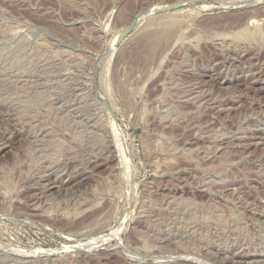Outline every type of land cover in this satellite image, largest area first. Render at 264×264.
<instances>
[{
  "label": "rangeland",
  "instance_id": "1",
  "mask_svg": "<svg viewBox=\"0 0 264 264\" xmlns=\"http://www.w3.org/2000/svg\"><path fill=\"white\" fill-rule=\"evenodd\" d=\"M236 1L0 0V264H264V0Z\"/></svg>",
  "mask_w": 264,
  "mask_h": 264
},
{
  "label": "bare ground",
  "instance_id": "2",
  "mask_svg": "<svg viewBox=\"0 0 264 264\" xmlns=\"http://www.w3.org/2000/svg\"><path fill=\"white\" fill-rule=\"evenodd\" d=\"M262 2V1H261ZM243 3V2H242ZM241 4V1H236V0H221V3H220V5H222V8L225 10V11H223V12H226L227 10H229V8H232V6H236V5H240ZM171 5V4H170ZM217 5V4H216ZM166 7L167 6H169L168 4H166L165 5ZM163 7V6H162ZM205 8V7H204ZM218 8H219V6H218ZM155 9V8H154ZM157 9V8H156ZM206 9V8H205ZM262 9V8H261ZM151 10H153V9H151ZM220 10V9H219ZM231 11V10H230ZM234 11V10H233ZM228 12V11H227ZM251 12H254V11H251ZM246 13L248 14H251L250 12H246L245 11V14H244V16L246 15ZM136 14V13H135ZM225 14V13H224ZM137 15V14H136ZM226 15V14H225ZM237 16H238V14H236ZM240 15V14H239ZM256 15V14H255ZM253 16V15H250L249 17H248V19L244 22V20L242 21V22H240L241 24L243 23L244 24V26H243V29L246 31V29L249 27V22H251V20H253V18H256V16L257 15H259V14H257L256 16ZM261 15H262V13H261ZM141 16V15H140ZM241 16V15H240ZM260 16V15H259ZM243 17V16H242ZM261 18H262V16H260ZM238 18V17H237ZM246 18V17H245ZM139 19H140V17H139ZM235 19V18H234ZM226 20H228V19H226ZM225 20V21H226ZM233 20V19H232ZM231 20V21H232ZM238 20V22H236V20L234 21L235 23H239V21H240V18H238L237 19ZM262 20H263V18H262ZM221 21V20H220ZM223 21V20H222ZM230 21V20H229ZM232 21V22H233ZM228 22V21H227ZM227 22H226V24H227ZM234 22H233V24H234ZM218 23H220L221 24V22H218ZM230 24H231V22H230ZM232 24V25H233ZM242 24V25H243ZM255 24V23H254ZM216 25V24H215ZM218 25V24H217ZM229 25V24H228ZM235 25H237V24H235ZM259 25V24H258ZM258 25H257V27H258ZM221 26H222V24H221ZM225 25L223 24V27H224ZM238 27L240 26L239 24L237 25ZM219 27H220V25H219ZM222 27V28H223ZM225 27H227V26H225ZM224 27V28H225ZM230 28V27H229ZM232 28H234V27H232ZM232 28L230 29V30H232ZM237 28V27H236ZM257 29H259V27L257 28ZM264 29V28H263ZM226 31H227V29H225ZM229 30V29H228ZM260 30H262V29H260ZM221 31V30H220ZM219 32V31H218ZM225 32V31H224ZM247 32V31H246ZM260 32V31H259ZM264 32V31H263ZM237 33L238 32H236L235 34L237 35ZM247 34H249V33H247ZM254 34V33H253ZM252 34V35H253ZM120 35V34H119ZM119 35H118V37H116L115 39H113L112 40V44H115L116 43V41L118 40V38H119ZM222 35V34H221ZM224 35V34H223ZM226 35H228V38H229V36L231 35V34H226ZM214 36V35H213ZM238 36V35H237ZM240 36V35H239ZM251 36V35H250ZM262 36V35H261ZM224 37V36H223ZM231 37V36H230ZM234 37V36H233ZM232 38V37H231ZM254 38H256V37H254ZM234 39V38H233ZM239 39H241V36H240V38H238L237 40L239 41ZM241 41V40H240ZM262 41V40H261ZM222 42V41H221ZM237 42V41H236ZM246 42V41H245ZM243 43H244V41H243ZM242 43V44H243ZM249 43V42H248ZM230 44V43H229ZM237 44H238V42H237ZM239 45V44H238ZM258 45V44H257ZM220 46V45H219ZM221 47H223L222 46V44H221ZM245 47H247V46H245ZM259 47V46H258ZM226 48V47H225ZM257 48V47H256ZM228 49V48H227ZM230 49V48H229ZM255 49V48H254ZM226 51V50H225ZM247 51V50H246ZM257 51V50H256ZM229 52V51H228ZM237 52V51H236ZM242 54V53H241ZM233 56V55H232ZM251 56V55H250ZM228 57V56H227ZM233 58V57H232ZM235 58V57H234ZM236 60V59H235ZM240 61V60H239ZM245 65V64H244ZM248 66V65H247ZM231 69V68H230ZM254 69V68H253ZM241 70V69H240ZM231 72V71H230ZM253 73V72H252ZM207 74V73H206ZM233 75V74H232ZM229 77V76H228ZM215 78V77H214ZM251 80V79H250ZM218 81V80H217ZM228 88V87H227ZM251 88V87H250ZM206 91V90H205ZM201 92V91H200ZM242 93V92H241ZM236 94V93H235ZM249 94V93H248ZM203 95V94H202ZM242 95V94H241ZM230 96V95H229ZM234 96V95H233ZM238 96V95H237ZM217 97V96H216ZM195 98V97H194ZM259 98V97H258ZM196 99V98H195ZM205 99V98H204ZM216 99V98H215ZM243 99V98H242ZM218 100V99H217ZM259 100V99H258ZM200 102V101H199ZM226 107V106H225ZM230 107H231V105H230ZM234 107V106H233ZM213 109V108H212ZM223 109V108H222ZM227 110V109H226ZM110 127H111V131H110V129H109V131H110V136H111V138H112V140H114V142H115V145H116V152H117V154H118V157L120 158V162L121 163H123L122 165H124L125 163H126V155H125V147H123V143H122V141H121V131H120V129L118 128V126H117V124H116V122H114V123H112L111 125H110ZM251 133H252V131H251ZM251 136V135H250ZM245 137V136H244ZM234 139V138H233ZM245 140V139H244ZM247 141V140H246ZM112 142V141H111ZM3 144V143H2ZM245 146V145H244ZM114 148V147H113ZM114 148V149H115ZM116 156V155H115ZM120 164V163H119ZM118 167V166H117ZM128 167V166H127ZM114 169V168H113ZM185 169V168H184ZM125 170V169H124ZM127 172V171H126ZM178 172V171H177ZM124 173V172H123ZM180 181V180H179ZM182 185V184H181ZM152 188V187H151ZM175 188V187H174ZM180 188H181V186H180ZM237 190V189H236ZM233 191V190H232ZM37 194V193H36ZM168 195V194H167ZM88 204V203H87ZM246 204V203H245ZM86 205V204H85ZM119 228V227H118ZM117 229L115 230V231H112V232H110V233H105V234H99V235H96V236H93V237H90V238H87V240L86 241H84L83 243H79V244H74V245H71V246H64L63 248H61V249H59V248H41L40 246L38 247V249L33 253V252H30V251H28V250H26V249H22V248H19V247H17V248H8L7 249V252L9 253V254H11V255H13V256H20V257H28V258H31L32 259V257H48L49 258V256H55L60 250H63V251H65V250H86V251H88L89 249L91 250L92 248H91V246H93V244H95L96 242H99L100 240H102V239H104V238H108L109 239V237H111V236H115V234H118L117 233ZM104 233V232H103ZM103 241V240H102ZM108 242V241H107ZM100 243V242H99ZM99 243H97V245H99ZM200 244V243H199ZM96 246V245H95ZM214 246V245H213ZM5 247H6V245H5ZM97 247V246H96ZM211 247V246H210ZM216 247V246H215ZM1 248V247H0ZM7 248V247H6ZM213 249V248H212ZM225 250V249H224ZM5 251V250H4ZM235 251V250H234ZM251 252V251H250ZM6 253V252H5ZM86 253V252H85ZM59 254V253H58ZM7 256V255H6ZM9 257V256H8ZM194 257V256H193ZM53 258V257H52ZM212 258V257H211ZM39 259V258H38ZM188 259V258H187ZM220 260H222V259H220ZM216 261V260H215ZM233 261V260H232ZM248 261V260H247ZM25 262V261H24ZM246 262V261H245ZM249 262H251V261H249ZM252 264V263H251ZM257 264V263H256Z\"/></svg>",
  "mask_w": 264,
  "mask_h": 264
},
{
  "label": "water",
  "instance_id": "3",
  "mask_svg": "<svg viewBox=\"0 0 264 264\" xmlns=\"http://www.w3.org/2000/svg\"><path fill=\"white\" fill-rule=\"evenodd\" d=\"M181 4L180 3H176V4H171L167 7H161V8H157L154 9L153 12H167L173 9H176L177 7H179ZM140 17V15H136L131 22H129V24L125 27V29L120 33L119 38L116 42V44L120 41H122L127 35H129V33L134 30V28L136 27L137 23H138V18Z\"/></svg>",
  "mask_w": 264,
  "mask_h": 264
}]
</instances>
